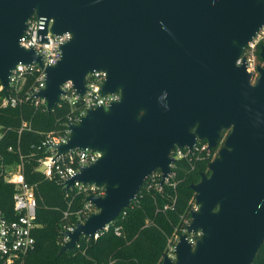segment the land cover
<instances>
[{
	"label": "water",
	"instance_id": "95a60500",
	"mask_svg": "<svg viewBox=\"0 0 264 264\" xmlns=\"http://www.w3.org/2000/svg\"><path fill=\"white\" fill-rule=\"evenodd\" d=\"M33 17L46 19L44 42L49 32L71 35L54 66L20 45ZM263 27L264 0H0L6 98L11 72L33 64L45 68L35 98L46 101L48 113L66 83L83 100L96 71L107 74L101 96H120L69 124L66 143L54 146L56 158L100 154L66 190L76 183L104 188V195L85 197L96 211L62 233L68 240L59 254L118 220L153 173H162L164 185L172 152L206 141L222 147L190 186L197 210L187 231L201 236L193 244L181 234L175 258L165 254L161 264H253L264 243V68L253 84L245 63H237ZM260 57L264 62V45Z\"/></svg>",
	"mask_w": 264,
	"mask_h": 264
},
{
	"label": "trees",
	"instance_id": "16d2710c",
	"mask_svg": "<svg viewBox=\"0 0 264 264\" xmlns=\"http://www.w3.org/2000/svg\"><path fill=\"white\" fill-rule=\"evenodd\" d=\"M34 81L35 76H30L16 107L4 109L0 100V126L6 131L0 146L3 161L10 166L23 164L27 182L37 187L36 246L22 264H160L168 239L183 220H190L188 205L194 197L190 186L200 182V175L208 171L217 150L199 160L177 163L174 169L176 190L165 186L163 193H157L149 190L148 180L126 210L127 214L121 215L110 231L98 239L82 236L73 250L59 254L64 243V227L77 224L79 216L85 212V194L66 191L55 179L45 178L37 169L40 160L50 155L43 142L48 136H66V124L75 112L62 102L48 113L45 107L36 106L34 100H27L26 93ZM25 123L27 128L20 133ZM14 194V186L0 173V211L8 220L16 218ZM172 196L177 197L176 210L163 212ZM116 227H120L121 235L115 233ZM0 264L3 263L0 261ZM253 264H264V243Z\"/></svg>",
	"mask_w": 264,
	"mask_h": 264
},
{
	"label": "built area",
	"instance_id": "2783aa9c",
	"mask_svg": "<svg viewBox=\"0 0 264 264\" xmlns=\"http://www.w3.org/2000/svg\"><path fill=\"white\" fill-rule=\"evenodd\" d=\"M52 23V22H51ZM51 23L50 26L51 27ZM46 28V19H38L33 17L28 23V29L21 39L20 45L24 49H32L39 56L43 58L44 66H54L61 59L60 47L65 45L71 40L69 33L63 35H52L50 32L44 37L45 42L42 41L43 37L41 32ZM264 45V27L259 34L250 43L245 50L243 57L238 61L237 65L245 63L249 73L253 75L252 83L254 84L260 77L259 68H264V62L260 57L261 47ZM30 76H35V81L32 87L27 91V100L32 99L35 105L38 107H45L47 110V104L44 99H37L35 95L45 87L46 73L45 68L33 64L30 66L19 65L11 72L10 76V97L6 98L3 92V86L0 83V100L1 107H16L19 95L24 90L27 80ZM107 74L103 71H96L93 74H89L86 78L87 92L84 99L81 100L77 91L74 89L72 83H66L62 89L65 95L62 97V102L69 105L75 112L69 117L67 125V135L64 137L48 136L43 142V147L50 152V155L43 160H40V166L44 165L45 171L42 175L47 179H55L65 190V182L73 178L80 168L91 165L96 162L100 157L98 152H91L89 150L81 151L75 150L71 153L56 158L57 151L54 149L55 145L66 143L69 129V124L77 123L79 119L86 115L87 111L96 107H108L112 102L120 99L119 95L101 96V88L106 81ZM27 128V124H23L20 133ZM6 131L0 126V146L5 139ZM217 149H211L208 142L198 141L197 145L192 151L189 149H176L172 152L171 157L175 160L172 165L173 173L167 179L164 185L161 184L162 173L157 171L151 175L149 190H154L157 193H163L164 187H172L176 190L175 172L174 169L177 163L188 161L192 162L194 159L199 160L203 155L210 156L212 152ZM12 151V148H9ZM218 151V150H217ZM217 157V155H216ZM37 169V171H38ZM16 172H13V171ZM0 173L3 175L4 180L12 184L15 188L14 211L16 218L13 220L5 219L0 211V261L3 264H22L27 254L32 251L36 246V238L34 236V229L37 227V208L38 200L36 196V186L27 182L23 164L20 165H6L3 161V156L0 151ZM7 175V176H6ZM147 180V181H148ZM69 190H76L79 194L89 195H104V188H98L95 185L84 186L80 183H76L73 188ZM68 191V190H66ZM177 197H170V202L163 207V212H174L176 210ZM197 210V206L190 210L191 212ZM95 208L90 203L85 202V212L78 218V223H83L87 216L95 212ZM126 210L121 215H126ZM67 215V214H66ZM184 227L182 234L187 235V239L195 244L198 238L201 236V232H188L187 226L191 223L190 220H183ZM112 224L105 226V228L94 235V239H98L105 232L110 231ZM75 225L65 226L64 231H72ZM115 233L121 235L120 227L115 228ZM64 237V243L68 240ZM180 236L175 240H169L168 242V255L175 258L176 245L179 242ZM63 243V244H64Z\"/></svg>",
	"mask_w": 264,
	"mask_h": 264
},
{
	"label": "rangeland",
	"instance_id": "374dc122",
	"mask_svg": "<svg viewBox=\"0 0 264 264\" xmlns=\"http://www.w3.org/2000/svg\"><path fill=\"white\" fill-rule=\"evenodd\" d=\"M222 147V144H220V146L218 147V151H219V149ZM218 151H217V155H218ZM13 172H16L15 170L13 171ZM7 176V175H6ZM195 206H196V204H195V194H194V197L192 198V201L190 202V204L188 205V207L190 208V210H192V209H194L195 208ZM183 227H184V223H182V225H181V227H178V228H176L175 229V233L168 239V241H167V246H166V249H165V251H164V255L165 254H167L168 255V242H169V240H175L176 239V237L178 236H180L181 234H182V231H183ZM163 258H164V256H163ZM163 258H162V260H161V262L163 261ZM161 264V263H160Z\"/></svg>",
	"mask_w": 264,
	"mask_h": 264
}]
</instances>
